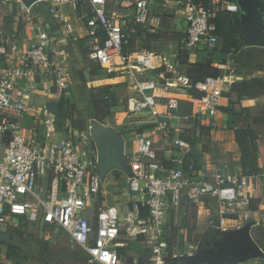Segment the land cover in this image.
<instances>
[{"label": "built area", "instance_id": "1", "mask_svg": "<svg viewBox=\"0 0 264 264\" xmlns=\"http://www.w3.org/2000/svg\"><path fill=\"white\" fill-rule=\"evenodd\" d=\"M16 1L0 0V63L23 50L20 57L28 68L67 89L65 68L52 61L55 40L49 26H59L70 37L75 28L65 9L73 7L91 40L85 69L91 71L96 65L110 76L132 75L133 70L156 72L155 78L135 83L137 96L127 99L126 109L132 116L148 115L153 135L167 140L179 155L161 159L154 140L137 135L135 150L125 148L132 202L121 206L100 202V197L105 198V179L89 135L82 132L78 141L71 135L55 141L56 115L45 112L40 130L26 136L24 121L31 108V92L28 87L18 90L16 81L29 74L21 66L0 67V231L27 223L46 233L63 232L71 244L87 253L90 264H169L199 249L194 242H182L179 231L171 243L173 229L190 209L210 211L206 232L214 236L245 226L255 183L246 175L216 173L212 177L188 172L184 160L191 144L171 135L169 126L175 119L192 127L201 114L214 117L229 88V77L210 76L197 83L195 88L203 93L197 111L181 117L176 93L194 84L180 71L179 61L147 51H124L132 36L150 31L153 0H40L30 6ZM163 1L175 4L187 23L182 51L191 53L200 46L213 50L219 38L215 14L209 8L200 0ZM223 11L237 13L238 8L230 1ZM217 67L224 70L225 66ZM260 177L264 181V168ZM132 245L141 246L145 255L120 254Z\"/></svg>", "mask_w": 264, "mask_h": 264}, {"label": "crops", "instance_id": "2", "mask_svg": "<svg viewBox=\"0 0 264 264\" xmlns=\"http://www.w3.org/2000/svg\"><path fill=\"white\" fill-rule=\"evenodd\" d=\"M221 2H223V0ZM164 3L167 2L163 0H153L151 2L150 32L151 29L152 31H156V28L160 29L161 27H159L158 17H153L152 12L153 14L155 12V15L157 16L162 15V12L165 11ZM173 5L175 6V4ZM221 5L222 4H220V7ZM174 6L173 10L176 9L175 11L177 12V15H173L175 17L174 28H176V31L183 33V35L187 37V23L185 22L183 15L180 13L179 9ZM169 9H172V7L170 6ZM66 12L73 18L72 20L75 31L70 37L66 38L59 26L50 24L49 31L51 32L50 34L54 37L55 40L54 45L51 48L52 61L55 64L62 65V67L64 66V68L66 67L68 69L72 67H79L81 73H83V76L86 79H88L90 76L96 77L98 75H102L105 76L107 83H109L110 85H115L119 82H123L125 84L124 89H122V91H124V95L123 98L120 99L119 105L116 108L118 109L117 116H125L121 122H119V120L117 121L118 126L121 125L120 127H118V130L122 132L121 128L123 127L125 128L124 130H127V134L124 135L126 139L129 138L126 145V147H128L127 152L135 150V141L137 135H145L151 137L154 140L158 156L161 159L177 157L179 154L170 147L167 140L161 139L160 135H153L154 125L152 124V120L148 115L141 114L139 116H132L128 114L126 109L127 99L129 97L137 96L134 89L135 83L137 81L145 79V77L155 78L156 72L150 71L142 73L133 70L132 75L126 73L110 76L97 68L96 65H92L93 70L91 71L85 69V58L87 52L89 51L91 40L87 38V33L84 28L83 22L80 19L76 18L75 9L73 7H69L68 9H66ZM172 27L173 23L171 28L163 29L170 30L172 29ZM206 48L207 47L205 46H200L193 52V54H191V52V57L189 59H186V61H188V63L190 64H182L180 71L187 73L188 69L192 65L196 64V58L199 59L201 57L202 60L205 61L208 57ZM139 50L145 51L144 49ZM22 51L23 50H20L18 55L6 57L3 62L0 63V67L11 68L15 66H21L23 68V71L26 74H29V76L20 77L16 81V87L18 90L28 87V90H30L31 92L29 96L31 108L29 109L28 115L26 116V119L24 121L25 134L26 136L31 137L34 132L40 130L41 128V120L44 118L45 112H48L46 106L51 102L50 98H58L62 93H52L50 90V83L48 82V80H46L48 83L44 81V78L46 76L42 75L41 73H35L30 68H28L25 63H23L20 57ZM253 53H261L262 55L259 54L258 57L252 58ZM263 53L264 49L262 48H246L241 49L240 52H237V54L235 55L236 57L233 59L230 58L232 56V53H216L214 55V59H227V63H224L222 60V62L214 61L212 63V66L216 69H218V64H222L223 66H225L223 67L224 70H218H220V75L226 74L229 77L230 82L229 88L222 96L218 113L214 117H210L208 114L199 115L194 122L192 121V127H185V124H187V122H185V120L183 119H175L169 125L171 135H178L186 141L188 140L185 137L191 136L192 142H188L191 144L192 150L187 156H185L184 160L186 170L188 172H204L211 175L212 177L216 173L224 175H245L244 165L242 162V153L236 142L235 129L249 126L256 132L257 140L255 144L257 145V149L255 150L256 159L254 160L253 165L258 169V171L257 174L249 176L252 182L255 183L256 187L254 193L251 194V216L246 223L252 224L254 237H256V235L258 237V231L256 232L257 227L264 226V181L260 177L262 168H264V68L261 67L262 65H264ZM171 60L178 59L174 58ZM241 60L242 63H240ZM203 61L201 63H203ZM233 65H236L238 68L235 66L236 69H233ZM234 75L235 77L233 79ZM232 79L234 80L233 82ZM74 84L76 83H72V91H70L69 88L64 89L66 91L69 90L68 93L63 94L66 95L65 105L67 106L70 103L71 105L77 107L78 104H81V107L84 106L87 108L90 104H93L91 100H78L77 96H80L78 94L80 90L75 89ZM198 92L200 91L198 90ZM175 97L178 98V100H180L181 102L189 105V111H191V114L197 111V100L199 98L192 97L189 91H178ZM56 106L58 107L57 104ZM183 106L184 104L181 105L178 110V114L181 117L188 116L189 113V111L186 113ZM78 107L77 109H80ZM54 109L56 110V108ZM58 109L60 110V107H58ZM59 110L56 119H58L59 117ZM160 111H164V108H160ZM240 112L243 113L244 117L238 119L235 113L239 114ZM57 132H61L63 134L62 138H65L68 135H71L74 138V133L78 132L79 139L81 138L83 132L87 133L90 139H92L89 132L87 131H80L77 129L69 131L66 128L63 131ZM117 136L121 138L120 135ZM194 139L196 144L193 145ZM91 145L95 147L92 143ZM107 163L108 160H106V164ZM127 178V173L125 171L110 169L107 172L106 176L103 178L105 179L106 187L105 198L100 197V202L107 201L108 204H114L117 206L132 202L133 196L129 191ZM193 210L198 211L196 209ZM188 212L189 211H187V213ZM208 212L210 213V211L199 210L198 219L200 220V218H203L207 221V218L210 216ZM187 215L188 214H186V217L184 219L187 218ZM175 231H180V228H176ZM126 253L128 256H141L139 254L129 255L128 251H126ZM86 256L88 257L87 253ZM245 263L246 262L244 261L240 264Z\"/></svg>", "mask_w": 264, "mask_h": 264}, {"label": "rangeland", "instance_id": "3", "mask_svg": "<svg viewBox=\"0 0 264 264\" xmlns=\"http://www.w3.org/2000/svg\"><path fill=\"white\" fill-rule=\"evenodd\" d=\"M222 1V0H220ZM230 1V0H229ZM229 1L223 0L220 2L222 5L220 11H223L226 2ZM264 2V0H262ZM17 3L20 0L16 1ZM165 11L162 12V15L157 16L156 13L152 12L153 17H158L159 27L161 21H169L173 23V27L170 30H166L160 27L156 28V31H152L151 36L147 41H144L142 38L141 48L150 53H157L168 56L170 59H178L180 65L185 64L189 65L187 59L189 56L182 53L181 47L184 43V35L181 32L176 31L174 28V14L177 15V12L173 10V4L164 3ZM170 6L172 9H169ZM175 7V6H174ZM67 7L66 9H68ZM65 9V10H66ZM153 21V20H152ZM226 38H236L242 41V29L241 27H230L227 31ZM224 38L220 37V41L213 48V50H207L208 57L205 61L211 58L212 63L214 61L227 63V59L218 58L214 59L216 53L221 52L225 47ZM232 56L230 58H235V52H231ZM175 54V55H174ZM261 53H253V57H258ZM87 55V54H86ZM262 55V54H261ZM264 55V53H263ZM242 56V55H241ZM194 58V56H193ZM196 64L201 63L203 60L200 57L196 58ZM222 60V61H221ZM203 61V62H205ZM81 63V62H79ZM242 63V60L241 62ZM264 64V59H263ZM62 67V65H59ZM236 65H233L232 68L236 69ZM264 68V65L261 66ZM64 68V66H63ZM214 68V67H213ZM238 68V67H237ZM71 69V70H70ZM66 74L68 79V88L72 91V83L74 84L75 89H79L78 100L89 101L91 100L93 104H90L87 108L80 106L78 108L70 103L66 106V99L63 95L68 93L66 90L59 89L55 84H52L50 78H44L46 83H50V90L52 93L61 92L60 97H51V102L47 104V111L55 114L56 104L60 107L59 117L56 121L57 131H63L68 129L73 131L74 129L80 131L89 132L92 140V144L98 149H108L111 146L119 145V142H113L114 137L117 138V135L121 136V142H124L125 146L129 138H125L124 135L127 134L125 128H121L122 132L118 130V121L121 122L125 116H117L118 109L116 108L119 105V101L123 98L124 83L119 82L115 85H110L107 83L105 76L98 75L96 77L90 76L86 79L81 73L79 67L66 68ZM239 74V73H238ZM235 75L233 76L234 79ZM232 79V82L234 81ZM48 80V82L46 81ZM83 96V97H82ZM77 99V98H76ZM97 102V103H96ZM79 103V102H78ZM61 104H63L61 108ZM184 104V109L186 112L190 110L188 104ZM109 107V110H107ZM57 111V110H56ZM107 114V118L104 117ZM56 115V114H55ZM62 115V116H61ZM118 117V118H117ZM84 118V119H83ZM125 123V122H124ZM176 125V122H175ZM177 127V126H175ZM105 134L110 135V137L104 138ZM63 137L61 132H57L54 136L55 141H59ZM74 138L76 141L79 139V133H74ZM195 139L193 140V145ZM253 166V163H252ZM248 167V164H247ZM199 211H194L190 209L187 213V218L178 224L180 228V235L182 236V242L189 240L194 242L196 245L201 242L203 238H206L208 233L207 230V221L206 219L199 217ZM209 213V212H208ZM210 214V213H209ZM208 214V215H209ZM206 221V222H205ZM246 225V224H245ZM258 231V237H254L256 242L260 244L262 250L264 251V226H258L256 232ZM257 238V239H256ZM258 240V241H257ZM129 255H143L145 252L142 251L141 246L134 245L132 248L127 249ZM181 252V251H180ZM183 252L180 253L182 255ZM259 259H251L246 261L245 264H260ZM0 264H90L89 259L86 256V253L82 251L79 247L70 243L67 235L63 232L58 234L46 233L38 225L30 224H12L9 225L3 231H0Z\"/></svg>", "mask_w": 264, "mask_h": 264}, {"label": "water", "instance_id": "4", "mask_svg": "<svg viewBox=\"0 0 264 264\" xmlns=\"http://www.w3.org/2000/svg\"><path fill=\"white\" fill-rule=\"evenodd\" d=\"M40 0H23L26 6H30ZM238 8L239 21L242 29L241 49H264V4L262 0H230ZM58 116V107H55ZM110 137L105 134L104 138ZM119 136L114 137L113 142H119L117 146L98 150V161L102 177L111 169L128 172L125 144ZM106 152V154H105ZM103 159V161H102ZM105 160V161H104ZM106 160L108 163L106 164ZM210 236L209 234H207ZM252 224H246L243 228L221 235L214 236L199 246L193 256H181L169 260V264H240L251 259H264V251L253 237Z\"/></svg>", "mask_w": 264, "mask_h": 264}, {"label": "trees", "instance_id": "5", "mask_svg": "<svg viewBox=\"0 0 264 264\" xmlns=\"http://www.w3.org/2000/svg\"><path fill=\"white\" fill-rule=\"evenodd\" d=\"M206 8H209L214 14L215 17L213 19V22L215 23L217 27V35L220 41V37L224 38L225 40V45L224 49L221 51L222 54H228L231 53L232 51L237 53L241 51V41L237 40L236 38H226L227 31L230 27H241L240 21H239V13H231L228 11H220V3H213V0H200ZM229 1V0H227ZM230 2V1H229ZM160 26L162 28H171L172 23L169 21H161ZM151 32L146 30V31H139L137 33V36H132L130 38V43L124 47V51L126 54L128 52H134V51H140L139 49L141 48V42L142 38H144V41H147L148 38L151 36ZM184 38H186L184 36ZM218 41V42H219ZM145 50V49H144ZM184 55L189 56V52L182 51ZM187 59V57H186ZM188 76L192 79L193 81V88L188 89L190 95L194 98H200L203 93L198 92V90L195 88V85L197 83L202 82L205 80V78L210 77V76H219L220 75V70L213 68L212 66V61L211 58H209L207 61L199 64L192 65L188 71H187ZM264 87V86H263ZM97 103V102H96ZM184 102L180 101V106L183 105ZM63 104H61V108ZM107 110H109V107H107ZM187 113V112H186ZM185 113V114H186ZM191 114V111H189L188 115ZM235 115L240 119L243 116V113L240 112L235 113ZM62 116V115H61ZM107 114L104 116L106 117ZM235 136H236V142L240 148V151L242 153V162L244 165V172L246 176H251L254 174H257L258 169L252 166V163L254 164V160L256 159L255 157V150L257 149V145L255 144L257 140V135L256 132L250 128L249 126L244 127V128H236L235 129ZM188 141H191V136L185 137ZM248 164V167H247ZM170 165V163H168ZM184 169L186 170V167L184 165ZM25 224V223H24ZM27 224V223H26ZM45 230V229H43ZM174 233L171 238V243H173L176 240V233L175 229ZM259 243V242H258ZM260 245V244H259ZM133 246V245H132ZM261 247V246H260ZM126 250H120V254H125ZM258 262L260 264H264V259H259ZM250 264V263H248Z\"/></svg>", "mask_w": 264, "mask_h": 264}, {"label": "flooded vegetation", "instance_id": "6", "mask_svg": "<svg viewBox=\"0 0 264 264\" xmlns=\"http://www.w3.org/2000/svg\"><path fill=\"white\" fill-rule=\"evenodd\" d=\"M210 236H207L206 238H203L202 240H201V242L198 244L199 246H200V244L202 243V241L203 242H205V241H207V240H211L213 237H214V235H212V234H209Z\"/></svg>", "mask_w": 264, "mask_h": 264}]
</instances>
